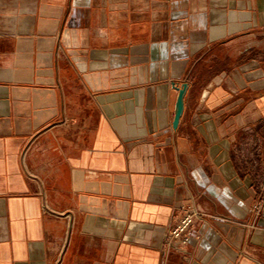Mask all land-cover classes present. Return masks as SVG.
<instances>
[{
  "label": "crops",
  "instance_id": "crops-1",
  "mask_svg": "<svg viewBox=\"0 0 264 264\" xmlns=\"http://www.w3.org/2000/svg\"><path fill=\"white\" fill-rule=\"evenodd\" d=\"M258 47L264 0H0V264H264Z\"/></svg>",
  "mask_w": 264,
  "mask_h": 264
},
{
  "label": "built area",
  "instance_id": "built-area-1",
  "mask_svg": "<svg viewBox=\"0 0 264 264\" xmlns=\"http://www.w3.org/2000/svg\"><path fill=\"white\" fill-rule=\"evenodd\" d=\"M262 206L263 200H260L255 205V208L259 210ZM202 214V210L192 204L180 206L178 213L164 233V245L168 249L181 251L190 242V231L195 219Z\"/></svg>",
  "mask_w": 264,
  "mask_h": 264
},
{
  "label": "rangeland",
  "instance_id": "rangeland-1",
  "mask_svg": "<svg viewBox=\"0 0 264 264\" xmlns=\"http://www.w3.org/2000/svg\"><path fill=\"white\" fill-rule=\"evenodd\" d=\"M235 48H232V49H228L227 51H233ZM237 51H241L240 53V58L237 57V56H234V58H238L236 60V62L240 61L241 65L246 63L248 61V58H249V49H246L243 51V48H238L236 49ZM251 56H255L258 60V68H261V69H264V47H258L256 49L255 52H252L251 53ZM230 61V60H229ZM226 66V65H225ZM263 78V76H259L258 77V83H259V80ZM257 93L259 94H262L264 93V88H258L257 89ZM258 137L259 138H256V146L252 145L250 146V148L245 147L244 144H243V141L240 143L241 145V149H237L238 151H247L248 149H250V151H252L253 153V156L252 159L250 161H244L243 159L241 160V166L243 167H251L253 168L254 170H257V171H260L262 170V172H264V161L262 160V154L264 153V139H262V136L258 133ZM238 148V146L236 147ZM263 197V195H262Z\"/></svg>",
  "mask_w": 264,
  "mask_h": 264
},
{
  "label": "water",
  "instance_id": "water-1",
  "mask_svg": "<svg viewBox=\"0 0 264 264\" xmlns=\"http://www.w3.org/2000/svg\"><path fill=\"white\" fill-rule=\"evenodd\" d=\"M172 85L177 91L174 106V117L172 120V127L175 129L184 109V96L188 88V83L182 82L180 85L173 83Z\"/></svg>",
  "mask_w": 264,
  "mask_h": 264
}]
</instances>
